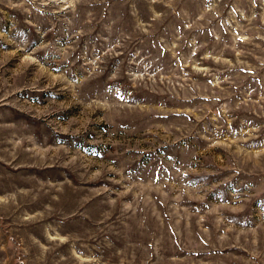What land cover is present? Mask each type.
<instances>
[{
    "label": "rangeland",
    "instance_id": "rangeland-1",
    "mask_svg": "<svg viewBox=\"0 0 264 264\" xmlns=\"http://www.w3.org/2000/svg\"><path fill=\"white\" fill-rule=\"evenodd\" d=\"M0 264H264V0H0Z\"/></svg>",
    "mask_w": 264,
    "mask_h": 264
}]
</instances>
